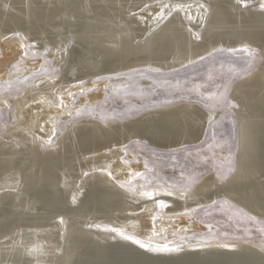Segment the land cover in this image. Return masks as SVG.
Masks as SVG:
<instances>
[{"label": "bare ground", "instance_id": "6f19581e", "mask_svg": "<svg viewBox=\"0 0 264 264\" xmlns=\"http://www.w3.org/2000/svg\"><path fill=\"white\" fill-rule=\"evenodd\" d=\"M262 4L0 0V80H8L17 59L32 66L25 47L42 51L60 68L13 100L22 119L0 133V264H264L259 245L176 236L195 211L220 200L231 199L264 220ZM221 50H257L262 57L232 95L239 147L229 179L210 173L187 191L155 182L145 187L141 165L122 158L135 142L167 151L200 144L218 114L198 103L152 108L122 122L90 118L68 125L54 140L60 116H72L65 108L81 90L75 86L144 69L177 71ZM101 91L88 100L101 98ZM166 228L174 231L158 238ZM134 240L178 251L146 249Z\"/></svg>", "mask_w": 264, "mask_h": 264}, {"label": "rangeland", "instance_id": "374dc122", "mask_svg": "<svg viewBox=\"0 0 264 264\" xmlns=\"http://www.w3.org/2000/svg\"><path fill=\"white\" fill-rule=\"evenodd\" d=\"M25 51L32 66H28L23 58L17 59L7 69L8 80H0V99L7 103L0 109V133L5 126L15 125L22 119L13 100L20 98L41 78H53L60 71L42 51H31L28 47ZM39 61L42 64L36 65ZM261 63L262 57L257 53L219 51L177 71L144 69L116 76L108 83L103 77L96 79L95 84L82 83L74 87L81 90L73 93L65 108L72 116H60L54 140L67 131L68 125L90 118L122 122L152 108L178 102L198 103L218 114L200 144L167 151L145 142H135L125 147L128 153L122 158L141 165L139 175L144 179L145 187L155 182L171 190L187 191L210 173L222 180L229 179L236 168L233 158L237 157L239 147L238 123L233 111L236 105L232 102V95L239 81L259 68ZM103 84L101 91L99 86ZM99 91L101 98L88 100L90 95L99 94ZM224 201L195 211L176 236L186 242L237 240L264 247V224L257 222L256 217L244 208L239 210ZM172 231L166 228L158 238H166Z\"/></svg>", "mask_w": 264, "mask_h": 264}, {"label": "water", "instance_id": "95a60500", "mask_svg": "<svg viewBox=\"0 0 264 264\" xmlns=\"http://www.w3.org/2000/svg\"><path fill=\"white\" fill-rule=\"evenodd\" d=\"M204 40V39H203ZM202 40V41H203ZM200 41V40H199ZM201 42V41H200ZM221 51H229V50H221ZM217 51H214V52H212V53H210L209 55L211 56L212 54H214V53H216ZM250 53H257V54H259V56H260V53H259V51H253V52H250ZM209 55H206V56H203L202 58H200V59H197L196 61H194V62H192V63H189V64H187L186 66H184V67H188V66H190V65H192V64H194L195 62L197 63V62H199V61H202V60H204V59H206V58H208V57H210ZM264 63V62H263ZM149 129H151V130H154L153 128H149ZM237 130H238V125H237ZM148 132V131H147ZM152 131H150V133H151ZM149 133V132H148ZM238 134V133H237ZM237 139H238V135H237ZM241 148V147H240ZM262 157H261V160H262V164L264 165V147L262 148ZM244 155H245V146H242V148H241V150L239 149V160H242L243 161V159H244ZM237 159V160H238ZM233 160H236V157L235 158H233ZM225 203L227 202V203H229L232 207H235V208H237V209H239V210H242L243 208H242V206H240L239 204H237L236 202H234L233 200H231V199H229V200H225L224 201ZM254 218V217H253ZM257 222H259V223H263L264 224V222H260L259 220H257L256 218H254Z\"/></svg>", "mask_w": 264, "mask_h": 264}, {"label": "snow or ice", "instance_id": "6c2138e0", "mask_svg": "<svg viewBox=\"0 0 264 264\" xmlns=\"http://www.w3.org/2000/svg\"><path fill=\"white\" fill-rule=\"evenodd\" d=\"M261 7H264V4H262ZM145 195H151V194L145 193ZM160 207L163 208V207H166V205L163 202H160ZM112 231H116V230L112 229ZM126 239L133 240V238L130 237V236L126 237ZM133 242L138 244L139 246H141L143 248H146V249H153V250H156V251H160V250H163V251H178V248L169 247L168 245H163V246H159V247H153L151 245L143 244L139 240H134Z\"/></svg>", "mask_w": 264, "mask_h": 264}]
</instances>
